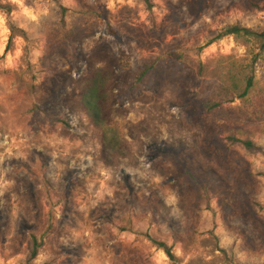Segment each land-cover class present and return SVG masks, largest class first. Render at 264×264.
I'll use <instances>...</instances> for the list:
<instances>
[{
    "label": "clouds",
    "instance_id": "obj_1",
    "mask_svg": "<svg viewBox=\"0 0 264 264\" xmlns=\"http://www.w3.org/2000/svg\"><path fill=\"white\" fill-rule=\"evenodd\" d=\"M0 264H264V0H0Z\"/></svg>",
    "mask_w": 264,
    "mask_h": 264
}]
</instances>
